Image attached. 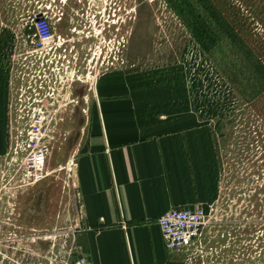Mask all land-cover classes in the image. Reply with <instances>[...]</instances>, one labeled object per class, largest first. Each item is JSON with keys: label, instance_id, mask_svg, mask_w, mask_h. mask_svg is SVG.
<instances>
[{"label": "rangeland", "instance_id": "rangeland-1", "mask_svg": "<svg viewBox=\"0 0 264 264\" xmlns=\"http://www.w3.org/2000/svg\"><path fill=\"white\" fill-rule=\"evenodd\" d=\"M41 15L54 30L45 47ZM0 69L1 262L76 256L75 166L111 80L210 142L194 205L206 221L178 264H264V0H0Z\"/></svg>", "mask_w": 264, "mask_h": 264}, {"label": "crops", "instance_id": "crops-1", "mask_svg": "<svg viewBox=\"0 0 264 264\" xmlns=\"http://www.w3.org/2000/svg\"><path fill=\"white\" fill-rule=\"evenodd\" d=\"M105 81L75 166L80 221L73 257L87 256L94 264H178L158 219L172 208H194L205 195L211 155L205 129L179 127L169 112L136 103L132 93ZM8 100L0 69V157L7 146Z\"/></svg>", "mask_w": 264, "mask_h": 264}, {"label": "built area", "instance_id": "built-area-1", "mask_svg": "<svg viewBox=\"0 0 264 264\" xmlns=\"http://www.w3.org/2000/svg\"><path fill=\"white\" fill-rule=\"evenodd\" d=\"M36 39L42 47L54 37L51 20L41 15L35 19ZM37 164L45 163V156L36 157ZM206 221V212L202 206L194 208H172L166 211L159 219L165 246L170 251H179L190 246L201 234ZM58 264H94L87 256L69 257Z\"/></svg>", "mask_w": 264, "mask_h": 264}]
</instances>
